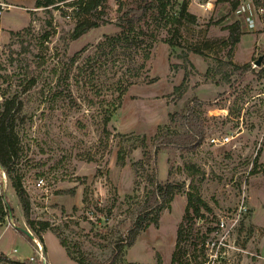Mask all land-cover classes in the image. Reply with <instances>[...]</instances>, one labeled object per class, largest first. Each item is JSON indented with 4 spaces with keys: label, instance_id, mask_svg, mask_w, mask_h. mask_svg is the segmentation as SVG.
Instances as JSON below:
<instances>
[{
    "label": "rangeland",
    "instance_id": "rangeland-1",
    "mask_svg": "<svg viewBox=\"0 0 264 264\" xmlns=\"http://www.w3.org/2000/svg\"><path fill=\"white\" fill-rule=\"evenodd\" d=\"M6 1L14 7L1 18L0 105L14 96L19 102L13 111L22 139L18 170L31 218L49 223L41 242L51 260L42 250L47 264H65L61 239L76 258L108 260L153 179L185 185L166 203L159 225L152 223L132 246L123 247L117 264H157V254L162 264H171L190 183L199 187L212 208L213 222L190 226L183 260L264 264V5L254 0H172L174 14L186 2L195 22L185 17L175 24L152 15L143 28L148 42L155 36L152 57L144 76L135 80L114 110L108 139L103 118L105 108L112 107L115 81L128 76L125 68L138 61L114 57L95 79L90 68L82 73L79 67L100 41L120 32L117 20L136 0L124 5L107 0L85 17L99 26L73 41L70 35L79 21L72 15L36 8L35 0ZM236 21L242 23L243 34L229 57L228 27ZM83 48L88 51L77 56ZM184 54L191 64H185ZM260 56L262 64L257 66ZM222 59L251 63L253 71L242 79L233 75L230 82L224 78L231 68L207 74ZM154 77L158 81L151 82ZM33 78L35 85L26 88ZM184 78L182 89L175 91ZM193 105L204 122V137L195 146L170 145L154 155L158 136L185 130L172 114H184ZM213 138L229 141L213 143ZM138 161L142 165L136 166ZM4 174L13 219L34 235ZM2 175L0 171V179ZM40 178L43 187L36 184ZM7 223L5 217L0 232L15 235L18 228ZM209 228L214 229L208 234ZM2 236L0 249L22 254L15 240L4 241ZM31 256L40 261V253Z\"/></svg>",
    "mask_w": 264,
    "mask_h": 264
},
{
    "label": "trees",
    "instance_id": "trees-1",
    "mask_svg": "<svg viewBox=\"0 0 264 264\" xmlns=\"http://www.w3.org/2000/svg\"><path fill=\"white\" fill-rule=\"evenodd\" d=\"M107 0H35L36 8H43L49 13L54 11H60L64 16H70L77 18L78 23L74 28L72 34L70 35V40H76L82 35L89 32L91 29L98 27V22H92L90 19L85 18L88 15L98 11ZM127 1V0H126ZM126 1L118 2L120 5H124ZM256 4L261 7L264 5V0H254ZM172 0H136L133 6L126 8L121 16L117 20V26L120 32L116 35L106 36L102 41H100L96 46L93 54H89L87 61L79 67V72H84L85 70H91L92 77H96L97 73L103 70L114 57H119L120 60L125 61V59H130L131 63L138 61L135 65H129L125 68L128 72L126 77L117 78L115 81L116 87L114 89V99L110 103L112 107L105 108L103 125L106 136L109 139L111 132L109 130V123L112 120V115L114 110L121 106L122 100L129 87L135 83V80L144 76L148 68V62L152 57L153 41L155 43V36H152L150 42L146 40L147 34H145L143 28L146 22L154 16H161L162 18H167L168 22L180 23L182 18H188L189 21L195 22L196 16L187 10V3H183L180 6L179 14H174ZM72 8L71 12L66 10ZM71 13V14H69ZM230 29V51L228 52L229 57L232 56L233 47L240 42L243 28L240 21H236L231 24ZM22 32H16L14 35H21ZM47 37V36H46ZM172 44L171 40H168ZM88 48H83L77 56L86 53ZM197 53L202 54L200 50H196ZM75 56L74 61L77 60ZM185 64H191L186 54L182 55ZM122 58V59H121ZM252 64L246 63L244 65H238L232 62V60H218V65L216 68L210 67L207 74L217 75L223 71L222 68L229 69L231 72L224 79L230 82L233 75L239 78H243L247 73L252 70ZM264 68L261 69L263 72ZM118 71L116 70L115 74ZM187 75V70L186 73ZM186 78V76H185ZM185 78L182 84L175 87V91H180L185 84ZM125 79V80H124ZM159 78L154 77L151 82L158 81ZM91 82V80H90ZM35 85V79L33 78L26 88H31ZM96 92H99L96 90ZM19 104L17 97L4 100L0 105V166L2 170L6 173L10 185L14 190L19 202L23 208L24 216L28 226L35 233L34 235L44 244V238L42 233L49 229L48 222H37L33 220L30 216L31 203L28 198L22 175L18 170V162L21 157L22 142L21 134L17 130L16 126V109ZM197 105V104H196ZM172 119L177 120L185 130L183 132H165L156 138L155 152L154 155H158L159 150L170 145H175L177 147H190L195 146V144L204 137V122L200 116L196 106H191L187 112L180 114L175 112L172 114ZM145 144V140H143ZM119 161L121 164L124 163V156L119 154ZM143 161H138L135 163L136 166L142 165ZM137 169V167H136ZM152 188L147 192L145 198L142 200L141 204L136 208L135 218L133 221L125 226L124 237L120 240L117 246L113 250L112 256L105 262H97L94 260H89L87 258H76L69 248L68 244L61 239L60 244L65 248L67 255L72 260L76 261L77 264H117L120 260L122 249L124 246H132L138 235L146 230L152 223L159 225V215L161 211L167 206V202L173 201L177 191L182 190L183 184L177 182H161L152 180ZM201 181V180H200ZM191 189L187 192V209L180 222L177 229V237L175 244V251L173 253L171 264H188L183 260L186 254V250L183 245L187 243L190 239V226L193 224H209L213 222V218H210V213H212V208L202 197L199 187L190 183ZM7 209V210H6ZM11 213L15 216V212L7 198V195L3 196L0 194V223H3L4 218ZM18 231L22 232L27 241L35 248H38L36 242L30 237L26 230L18 226ZM214 228L208 229V234L212 232ZM203 235L202 243L207 240V235ZM0 259H7L6 254H0ZM24 264H43L40 261H30L25 260ZM135 264V263H132ZM157 264H162L161 255L157 254Z\"/></svg>",
    "mask_w": 264,
    "mask_h": 264
},
{
    "label": "built area",
    "instance_id": "built-area-1",
    "mask_svg": "<svg viewBox=\"0 0 264 264\" xmlns=\"http://www.w3.org/2000/svg\"><path fill=\"white\" fill-rule=\"evenodd\" d=\"M115 2H121V1H126V0H114ZM14 6L9 3L8 1L6 0H0V50L2 48V44H1V32H2V28H1V18H2V15L5 11H9L11 8H13ZM222 142V143H225V142H228L229 141V138H223L222 140L220 139H217V138H213L212 139V142L213 143H217V142ZM5 172L3 171V175H2V178L0 179V194L5 196L6 195V192H5V187H6V178H5ZM39 187H43L44 186V180L43 178H40L37 183H36ZM7 210V209H6ZM6 219L8 221V226L10 227H13V228H17V224L15 223L14 219H13V216L11 213H9L7 216H6ZM221 226L223 227L224 226V222L221 223ZM31 233V232H30ZM35 237V236H34ZM38 248L39 246L41 247V251H45V247L43 248V246L41 245V241L39 239H37L35 237V239H33ZM38 248H36V253H40V262L43 263V264H47V258L44 254V252L42 253ZM15 252L18 251V248H15L14 249ZM7 255V254H6ZM27 260V259H26ZM29 260L30 261H36L37 259H35L34 256H31L29 257ZM25 260L24 259H20V257L16 254H11V255H7V259H0V264H24Z\"/></svg>",
    "mask_w": 264,
    "mask_h": 264
},
{
    "label": "crops",
    "instance_id": "crops-1",
    "mask_svg": "<svg viewBox=\"0 0 264 264\" xmlns=\"http://www.w3.org/2000/svg\"><path fill=\"white\" fill-rule=\"evenodd\" d=\"M0 171H3L1 166H0ZM11 189H12V187H11ZM14 232H15L14 234L17 236L16 238H15V235L12 236V235L4 232V231L0 232V234L3 235L1 239H3L4 241H14L15 240V243L17 244V246L20 248V251L22 252V254L19 255L20 259L26 260L31 255L35 254L36 248L33 247L27 241V238L25 237V235L22 232H20V231H14ZM63 250H62V248H60L61 260L65 264H74V262L67 256L65 250L64 251ZM45 251L47 252L46 246H45ZM2 253L3 254H7V255H11L12 254L10 251H7V250H4V249L1 248L0 249V254H2ZM47 256H48L49 261H51L50 258H49L48 252H47ZM51 264H54V263L51 262Z\"/></svg>",
    "mask_w": 264,
    "mask_h": 264
},
{
    "label": "water",
    "instance_id": "water-1",
    "mask_svg": "<svg viewBox=\"0 0 264 264\" xmlns=\"http://www.w3.org/2000/svg\"><path fill=\"white\" fill-rule=\"evenodd\" d=\"M262 59H263V56H260L259 59L256 60V65L257 66H260L262 64ZM27 234L32 237L33 239H35L34 235H32V233H30L29 231H26Z\"/></svg>",
    "mask_w": 264,
    "mask_h": 264
}]
</instances>
